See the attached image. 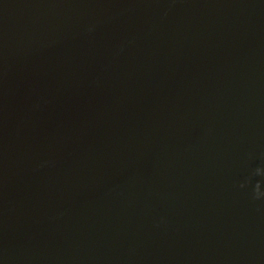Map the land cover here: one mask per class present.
Segmentation results:
<instances>
[{
	"label": "water",
	"instance_id": "1",
	"mask_svg": "<svg viewBox=\"0 0 264 264\" xmlns=\"http://www.w3.org/2000/svg\"><path fill=\"white\" fill-rule=\"evenodd\" d=\"M0 264H264V0H0Z\"/></svg>",
	"mask_w": 264,
	"mask_h": 264
}]
</instances>
